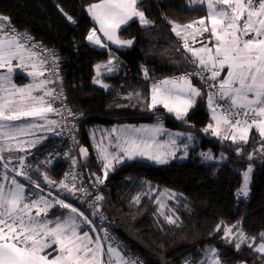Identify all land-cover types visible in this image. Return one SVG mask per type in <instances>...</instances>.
I'll return each mask as SVG.
<instances>
[{
	"label": "trees",
	"instance_id": "16d2710c",
	"mask_svg": "<svg viewBox=\"0 0 264 264\" xmlns=\"http://www.w3.org/2000/svg\"><path fill=\"white\" fill-rule=\"evenodd\" d=\"M100 1L103 0H0V16L7 17L17 30L57 50L69 100L82 114L78 138L80 148L85 146L89 150L85 169L96 179L104 174V161L92 145L91 129L155 123L162 117L161 123L168 128L194 135L197 145L190 147L186 160L166 164L125 161L109 170L106 178L99 177L103 180L105 197L102 209L119 224L116 232L126 244L124 252L137 264L139 261L142 264H185V261L212 264L206 257L212 250L221 264H264V254L256 252L253 246L264 232V152L256 151L261 148L259 132L253 129L247 144L214 135L208 128L212 122L207 109L208 94L197 81L202 95L183 119H177L164 107H150L153 86L148 69L155 68L157 73L167 75L192 66V53L171 30L169 21L179 25L198 21L207 16V7L192 5L190 0H138V9L153 23L143 26L135 19L122 26L118 37L132 40L129 47L109 43V48H97L86 39L92 27L97 26L89 9ZM109 59L114 62V73L96 76L95 66ZM94 79H102V84L108 87L94 83ZM57 143L64 144L59 129L57 136L31 150L27 161L34 157L35 161L46 160ZM241 148L243 151L238 154ZM206 150L224 158L204 161L201 155ZM252 154L258 156L249 160ZM0 157V177L10 175L8 166L27 163L10 161L7 155ZM250 164L255 167L250 192L242 197L238 191ZM68 165L58 160L48 171L60 177ZM148 183L152 189L175 193L178 204L173 207L179 218L177 225L167 223L160 213L157 194L148 190ZM68 212L57 206L51 209L49 218L65 216ZM218 225L221 231H216ZM227 228H232L237 236L226 238L224 229ZM240 233L248 239L237 250L235 245L240 243Z\"/></svg>",
	"mask_w": 264,
	"mask_h": 264
},
{
	"label": "snow or ice",
	"instance_id": "6c2138e0",
	"mask_svg": "<svg viewBox=\"0 0 264 264\" xmlns=\"http://www.w3.org/2000/svg\"><path fill=\"white\" fill-rule=\"evenodd\" d=\"M205 0H190L192 5H203ZM138 0H103L100 4L91 5L89 11L101 25V31L109 41L121 46H131L132 40H119L116 38V30L121 25L127 24L133 18H138L143 26L153 22L146 18L145 13L137 8ZM207 16L198 21L186 25L172 24V31L179 37L182 31L185 33L184 48L192 53L191 63L200 70L192 73H185L180 77L171 80H163L155 83L151 93V108L162 105L170 113H175L177 119H183L188 110L193 106L195 97L202 95L201 91L194 87L189 79L190 76H200L201 79L217 81L221 72L227 68V77L219 80L218 86L213 83L210 87L217 91L209 95V106L213 111V119L216 127L210 124L214 135H219L221 124L228 125L231 131L233 143H248L250 129L255 126L261 139V148L256 151L264 152V0H207ZM71 20V17H68ZM7 17L0 16V31L3 30V21ZM206 21L208 23H206ZM210 25V26H209ZM195 29L194 31H189ZM14 31V30H13ZM210 33V38L198 41L202 44L199 49L189 47L188 37L191 36L194 42L197 36ZM27 40V37H24ZM215 41L213 47L209 43ZM87 40L100 47H106L101 43L100 37L93 30ZM36 47V45H32ZM214 49V50H213ZM36 53L26 48L24 43L17 40L13 35L6 40H0V69L7 67L8 73L12 72V61L18 60L19 65L27 66L26 59L31 60ZM45 61L40 60L39 64L33 63V68L29 75H43L42 71H36ZM112 60L109 59L107 65H97V76L100 75L101 67H105L108 72L115 69L109 67ZM205 73L210 75L205 76ZM147 77V70H145ZM0 81H8V76H0ZM94 83L102 84L99 79H94ZM49 81H35L23 88L12 87L15 92L10 96L15 97L19 94V99H5L0 102V121H18L22 118H38L47 120V113L58 111L52 106L50 101H45V96L56 99L53 91H47L43 96H33V90L42 88ZM107 88L108 85L102 84ZM2 87V85H0ZM220 101H224L221 104ZM46 105V106H45ZM223 108L221 115H216V108ZM71 115V113H69ZM49 124H56V121H48ZM36 124L27 126H13L7 123H0V135L5 140H15L20 135L29 134L28 130L36 127ZM208 129H205L207 131ZM234 130V131H232ZM117 131L113 129V132ZM147 131L146 129L127 128L121 129V135L117 138L115 147L118 153H109L106 150L101 152V160L104 163V177L113 167V161L123 163L137 158H144L159 164H166L167 153L150 151L151 145L147 140L139 138L137 133ZM159 131V129H153ZM224 139H229L225 136ZM174 144L175 141H172ZM187 147V145H185ZM11 151V147L8 149ZM22 150V149H21ZM243 149H238V154ZM82 154H87L86 149H81ZM206 159L211 156L204 154ZM2 159V157H0ZM249 160L253 155L248 156ZM75 164V160L73 161ZM7 167V164H5ZM252 172L251 166L244 173V184L239 189L238 195L248 196L249 174ZM17 176L25 175L23 170L16 173ZM95 175V174H93ZM7 179V176H5ZM28 179H31L28 177ZM49 184H54L44 177ZM73 179H75L73 177ZM100 179L99 177L97 178ZM102 182V181H100ZM35 183V182H33ZM10 188L5 189L0 185V264H102L98 257L101 246L97 244L92 247L93 238L89 232L81 234V224L92 225V221L78 211L77 208L65 202L64 199L56 198L49 201L46 197L39 195L38 198H28L24 194V185L12 178ZM37 188L39 184L35 185ZM69 193H74L76 185L61 182L60 185ZM82 190V189H79ZM42 191V189H41ZM51 195V194H49ZM103 197L97 196L96 200ZM139 202V197L136 198ZM70 209L71 213L66 217L56 216L55 219L49 218V209L55 207ZM34 211V214H33ZM163 215V213H161ZM167 223L177 225L178 217H165ZM236 226L233 225V228ZM95 231L93 227L91 229ZM216 231H221V226H217ZM226 238L231 235L232 228L224 229ZM99 238L97 237V240ZM248 238L240 233V243H236L237 250L241 243H245ZM253 241L255 237L250 238ZM261 241L255 247V251L264 254V232L260 233ZM54 245L56 247H54ZM252 248V244L248 245ZM114 251L109 248V252ZM212 264H221L219 256L212 250ZM51 257V258H50ZM124 264H137L136 261L127 260ZM185 264H190L185 261ZM203 264H208L207 261Z\"/></svg>",
	"mask_w": 264,
	"mask_h": 264
},
{
	"label": "built area",
	"instance_id": "2783aa9c",
	"mask_svg": "<svg viewBox=\"0 0 264 264\" xmlns=\"http://www.w3.org/2000/svg\"><path fill=\"white\" fill-rule=\"evenodd\" d=\"M2 23L4 25V31L12 36L15 35L19 42L24 43L26 48H30L31 51L40 56L41 60L45 61L42 65L45 81H49L47 85L49 91H53V96L58 97L56 99L50 97L53 107L58 110L54 112V120L57 122L56 125L59 129L60 138L65 144V146H63L64 144L57 143L56 147H54V152L49 154L46 160H38L36 164L19 162L8 166V170L15 175L20 170L24 171L25 175H16V177L17 179L24 181L26 185H29L31 196H34L36 193H44L46 195L51 194L49 196L54 199L57 197L64 199L65 202L77 208L78 211L83 212L85 216H87V213L88 219L93 222L90 226L95 228V232L101 243H105V245H107V243H119L122 247L126 246L124 242H121L116 232V229L119 228V224L110 219L109 215L102 209V205L105 201L102 190L103 180L96 179L85 169L86 158L81 154L78 138V128L82 114L73 108L69 100L64 84L62 62L57 50L36 41L31 34L17 30L8 20L3 21ZM24 37H27L28 39L25 40ZM32 45H36V47L33 48ZM190 58L192 60V55ZM199 70L200 69L196 65L192 64L188 69L171 72L167 75L162 73L149 75L150 83L153 86L160 81L171 80L172 78L180 77L185 73H192ZM208 75H210V73H205V76ZM189 79L200 83L207 91L208 97L217 91L216 88L210 87L209 85L215 83L218 86L219 78L215 82L208 81L207 83L205 80L201 79L200 76H190ZM220 103L224 104V101H220ZM217 109L221 113L223 112V108L217 107ZM69 113H71V115ZM159 121L164 122V119L160 117ZM58 160L69 163V165L67 171H65L63 175L55 177L52 176L50 171L44 169L43 164L48 162L46 164H49L50 169L55 161ZM74 160L76 162L75 164L73 163ZM45 176L48 181H52L54 184L47 183L44 179ZM28 177L31 179H28ZM73 177L75 179H73ZM61 182L69 184V187L74 183L78 190L74 191V193H69L60 186ZM36 184H39L40 187L37 188L35 186ZM97 196H101L103 199L96 200ZM127 256H129V253ZM139 264H142V262L139 261ZM191 264H201V262H193Z\"/></svg>",
	"mask_w": 264,
	"mask_h": 264
},
{
	"label": "crops",
	"instance_id": "0c3cea01",
	"mask_svg": "<svg viewBox=\"0 0 264 264\" xmlns=\"http://www.w3.org/2000/svg\"><path fill=\"white\" fill-rule=\"evenodd\" d=\"M102 2L103 1H100V2H97L96 4L102 3ZM196 5H200V4H196ZM204 5L207 7V0H205ZM92 30L96 31V35L98 37H100L101 43L106 45V47H100L99 45L93 44L86 39L89 44H91L97 48H109V43H111L117 47H123L121 45L113 43L112 41H109L102 34V31L100 30L98 25L96 27L95 26L92 27L90 32ZM194 30L195 29H192L189 31H194ZM90 32H89V34H90ZM116 33H117V30H116ZM184 35H185V33L182 31V35L180 37L183 39ZM205 35L207 38H210V33L206 32L204 34V36ZM116 36H117L116 37L117 39L122 40L118 37V35H116ZM9 38H11V37L0 31V40H6ZM202 40L203 39L201 36H197L196 37L197 42H194L193 38L191 36H189L188 37L189 47H191L193 49H199L200 47H202V44L199 43L198 41H202ZM122 41H124V40H122ZM183 41H184V39H183ZM214 43H215V41L213 39V41L209 45V47H213ZM125 47H129V46H125ZM40 60H41L40 56L36 55L31 60L26 59L25 63L27 66H17V65H19V61L14 59L12 61V72L11 73H8L7 67L0 69V76H8L10 78V83L8 81H0V85H2V87H0V102H3V100H5V99H16V100L19 99V94H17L15 97L10 96L11 93L15 92V89L12 87L13 85H15L16 88H23V87H26L27 85L32 84L34 82V80L37 82L44 81L43 75H39V76H35V77L32 75H29V72L33 71V68L31 65L33 63L39 64ZM107 64H108V61H106L104 63L97 64V65H107ZM113 64H114V62L112 61V64L109 65V67L112 66ZM96 66H95V71H96ZM36 71H42V66L39 67L38 69H36ZM157 72H158V70H156L155 68L148 69V75L157 74ZM104 73H107V69L105 67H101L99 76L101 77ZM96 76H97V71H96ZM226 77H227V68H225V70L223 71L222 76L220 77V80L224 79ZM168 80H170V79H168ZM100 81H102V79H100ZM191 83L194 87H196L202 93L201 88L199 87V85L195 81H191ZM45 92H47L46 84L40 89L33 90L32 95L33 96H43ZM44 98H45V101H50L52 103L49 96H45ZM194 99H195V102H194L193 106L195 105L198 97H195ZM156 107H163V106L157 105ZM208 111L212 117L211 125L213 126V128H215L216 127V121L213 119V111H212V108L209 106V102H208ZM173 114H175V113H173ZM221 114L222 113L216 108V115L219 116ZM46 115H47V120H39L38 118L27 117V118H22L21 120L12 121V122L0 121V123H7V124H11L13 126H27L28 124H36L37 125L36 127L28 130L29 134L20 135L15 140H5V139H3L2 135H0V155H2V156L7 155L8 157H11V155L14 156V155L18 154L17 157H11V158H9V160L10 161H27L29 159L28 156H29V152L31 150H33L37 146L42 145L47 139L52 138L54 136H57L58 135L57 125L48 123V121L54 120V112L47 113ZM185 116L186 115H184V117ZM123 125H125V124H123ZM126 126H130L128 128L146 129L147 131H142V132L137 133V136L139 138L143 139L145 137V134L148 131L155 129L158 126L163 127L165 125H164V123H161L158 121L155 123L127 124ZM253 129H256L255 126L253 127ZM210 130L212 131V129H210ZM232 131H234V130H232ZM0 132H2V130H0ZM168 134L169 133L164 134V136L162 138H160L158 140H154L153 143L150 144L151 145L150 151L159 152V153H167L168 154L167 155L168 162H171L173 160H178V159L179 160L184 159L185 156L186 157L188 156V154H185L184 152L189 151L190 147L197 145V144L192 145L190 142H189V144L185 143L184 137L180 136V135H178L177 137H175V135H172V138L170 139ZM119 135H121V132L119 133ZM222 135H230L231 136V131L229 130L228 125H224V124L220 125L219 135H217V136L222 137ZM229 139H231V138H229ZM172 141H175V143L173 144ZM193 142L196 143L195 138H194ZM185 145H187V147H185ZM9 147H11V151L8 150ZM203 152H206V151H203ZM203 152H202V154H203ZM182 154H184V156H182ZM88 156H89V152H88ZM135 160H146L149 162L152 161V160L150 161L149 159H147V157L137 158ZM152 163L159 164V163H155V162H152ZM8 177H10V176H8ZM11 178H13V177H11ZM5 180H6L5 176L0 177V184H3ZM70 214L71 213H68L65 216H61V217H66V216H69ZM80 232H81V234L83 232H89V235L93 238V244L91 246L95 247L97 245L96 242L94 241V237L90 231H84V227H81ZM233 234L234 233L232 230L231 235H233ZM54 247H56V246L54 245ZM109 248L114 250L110 253L112 254L114 260L116 261V264H124V261L129 260V259L124 258V256L122 255L125 252L124 253L122 252L123 249L120 246H110L109 245ZM98 257L103 264V257H102L101 251H100V253H98Z\"/></svg>",
	"mask_w": 264,
	"mask_h": 264
},
{
	"label": "rangeland",
	"instance_id": "374dc122",
	"mask_svg": "<svg viewBox=\"0 0 264 264\" xmlns=\"http://www.w3.org/2000/svg\"><path fill=\"white\" fill-rule=\"evenodd\" d=\"M94 4H96V3H94ZM98 4H100V3H98ZM135 19H138V18H133L132 20H135ZM94 20L96 21L98 27L101 29L100 23L96 19H94ZM132 20H130V21H132ZM206 23H207V21H206ZM122 26H124V25H121V27ZM119 29H117V33L115 35H118ZM1 32L4 33V34H6V35H8V36H10V37L12 36V35L8 34L4 30H2ZM102 34L104 35L103 32H102ZM203 36H201V37H202L203 40H205L207 37H206V35L204 37ZM210 44L211 43H209V45ZM123 47H125V46H123ZM36 55H38V54L36 53ZM110 67H112V66H110ZM42 72H43V69H42ZM107 73H114V71H112V72H108L107 71ZM221 76H222V74H221ZM43 77H44V81H45L44 73H43ZM220 77H219V80H220ZM191 81H195V80H191ZM46 88H47V91H49V88H48V85L47 84H46ZM207 109H208V106H207ZM126 125L127 124H125V125L117 124V125H114V126H111V127H100V128H97V129L96 128L95 129H91L90 136H91V139H92V145L96 149V151L98 150V153L100 154V157H101V152L104 151V150H106L109 153H113V152L118 153L119 152V149L117 147H115V145L117 144V138L120 136L119 135L120 130L121 129H127L128 127H130V126H126ZM113 129H116L117 131L113 132ZM155 129H159V131H155L154 132L153 130H150V131H148L145 134V137L143 138V139L147 140L149 144L153 143L154 140H158V139L162 138L164 136V134H167V133H169L168 136H169L170 139L172 138V135H175V137H177L178 135H180V136H183L184 137V142L185 143H188L189 144V142H190L192 145L197 144V143H194L193 142V140H194L195 137L192 134V132H186V131H181V130H172V129L168 128L167 126H163V127L158 126ZM252 129H250V131H249L248 138H249V136L251 134ZM225 136H228L229 138H231L230 135H222V138H224ZM81 149H86L87 150V154L86 155L85 154H82V153L81 154L85 158L88 157V152H89L88 151V148L84 146V147H81L80 148V151H81ZM184 153L185 154H188V151H186ZM204 154H207L208 156H211L212 159H206V157H205ZM252 155H253V159H256L257 156H258V154L257 155L252 154ZM182 156H184V154H182ZM185 157H184L183 160H186ZM201 157H202V159L204 161H216V160H220L221 161L222 158H224L221 155L218 156V157H216L215 154H214V152L211 151V150H206V152H203V154L201 155ZM35 160H36V157H34L32 161H26V162L27 163H31V164L37 163L38 161H35ZM151 162H154V161H151ZM46 163H48V162H46ZM46 163H44L43 165H44V169L46 171H48L49 164H46ZM117 164H121V163H116L115 161H113V167L115 165H117ZM249 166H251V168H252V172L249 174V180H248V189H249V192H250V185H251V182H252V176H253V172H254L255 167H254L253 164H250ZM112 168L110 170H112ZM7 172L10 174V175H8L10 177H7V179L4 181V183L3 184H0V185L4 186L5 189L12 187L13 185L11 184V180H12L11 177H15V179L18 182H20L21 184L24 185V194H25V196H26V190L28 188V198H30V199L37 198V193L34 196H31L30 195L31 189L29 188V185H26V183L24 181H22L20 179H17L16 175L13 174L12 172H10V171H7ZM103 173H104V170H103ZM3 176H6V175L3 174ZM99 177H101L103 179L105 178L104 177V174L101 175V176H99ZM243 184H244V182H243ZM148 190H153V192L157 194V204L159 206V211H160V213H163V216L164 217H166V216H172L174 219L177 218L176 217L175 208L173 207V204H175V205H176V203L178 204V199H177V197H176V195H175L174 192H172L171 190H167V189L166 190H160V191L159 190L152 189V185L150 183H148ZM249 192H248V194H249ZM39 195L46 197L49 201L54 200V198H52L51 196L46 195L44 193H39ZM242 197H244V196H242ZM60 209H63V208H60ZM66 210H69L68 213H71L70 209H66ZM50 211H51V209H49V214H50ZM33 214H34V211H33ZM70 215H75V214L71 213ZM86 215L88 216L87 213H86ZM50 219H52V218H50ZM81 227H84V231H90L92 233L93 237H94V241L96 242V244H99L101 246V253H102V257H103V264H116V261L114 260L112 254L109 252V245L108 244L105 245V243L104 244L101 243L99 241V239L97 240V237L98 236H97V234H96L95 231H92L91 230L92 227L90 225L84 224V223L81 224ZM233 236L236 237L237 235L233 234ZM260 242L261 241L258 240V241H256V242L253 243L254 249H255L256 246H258V244ZM120 247L123 250L125 248V247L123 248L122 246H120ZM123 250H122V252L124 253ZM124 254H122L124 256V258L129 259V260H133V259L130 258V256H126V255H128V253L125 252ZM206 257H207V259H209V261L211 263L212 262V256H211V253L210 252L207 254Z\"/></svg>",
	"mask_w": 264,
	"mask_h": 264
},
{
	"label": "bare ground",
	"instance_id": "6f19581e",
	"mask_svg": "<svg viewBox=\"0 0 264 264\" xmlns=\"http://www.w3.org/2000/svg\"><path fill=\"white\" fill-rule=\"evenodd\" d=\"M92 31H93V30H92ZM92 31H91V32H92ZM91 32H90V33H91Z\"/></svg>",
	"mask_w": 264,
	"mask_h": 264
}]
</instances>
